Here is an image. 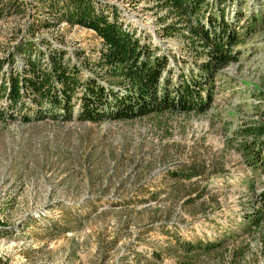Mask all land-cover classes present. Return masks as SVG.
Returning <instances> with one entry per match:
<instances>
[{
	"label": "rangeland",
	"instance_id": "374dc122",
	"mask_svg": "<svg viewBox=\"0 0 264 264\" xmlns=\"http://www.w3.org/2000/svg\"><path fill=\"white\" fill-rule=\"evenodd\" d=\"M16 2L21 13L0 18V59L34 19L54 18L47 0ZM94 2L117 7L125 26L178 70L193 68L202 47L189 45L184 22L158 0ZM237 7L243 22L254 14L256 23L235 47L238 59L217 73L204 113L92 122L53 117L44 104L38 115L35 105L11 108L2 88L27 59L4 64L0 264H264V220L253 225L264 218V153L251 166L240 150L245 128L264 124V0H235L228 16ZM175 22L179 29L166 36L163 26ZM31 38L64 50L82 77L104 73V43L92 29L63 22Z\"/></svg>",
	"mask_w": 264,
	"mask_h": 264
},
{
	"label": "trees",
	"instance_id": "16d2710c",
	"mask_svg": "<svg viewBox=\"0 0 264 264\" xmlns=\"http://www.w3.org/2000/svg\"><path fill=\"white\" fill-rule=\"evenodd\" d=\"M234 2L158 0L184 22L189 45L195 49V44L202 47L196 51L193 68L178 70L168 55L159 54L137 30L125 26L117 7L102 9L94 0H47V10L54 13V18L34 19L27 35L20 36L13 51L0 59V70L6 62L14 63L18 54L27 59L24 73L12 72L4 80L3 93L11 108L25 110L35 105L40 107L36 110L39 115L41 107L47 104L52 109L49 115L63 120H126L167 110L204 113L213 101L217 73L238 59L239 50L234 49L243 43V36L249 35L251 25L256 23L254 14L248 23L243 22L245 15L240 7L233 16H228L230 4ZM21 11L22 6L16 0H0V18L9 12ZM168 16L160 20L167 21ZM63 22L92 29L102 39L104 48L97 61L104 69L102 75L82 77L80 67L64 59V50L53 48L46 39L42 40L44 47H39L31 38L42 28ZM177 25L175 22L163 26L165 35L175 34ZM45 47H50L48 52ZM103 77L107 79L106 85L100 81ZM78 91L80 94L75 100ZM26 95L31 97L29 102L23 99ZM23 117L30 119L27 115ZM40 117L43 116H37ZM245 131L249 136L240 150L247 164L256 166L264 153V124L248 126ZM263 220L258 217L253 225ZM209 246L215 244L206 248Z\"/></svg>",
	"mask_w": 264,
	"mask_h": 264
}]
</instances>
